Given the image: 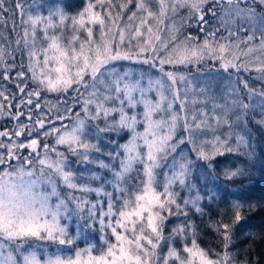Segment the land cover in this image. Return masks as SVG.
Segmentation results:
<instances>
[{
  "label": "snow or ice",
  "instance_id": "snow-or-ice-1",
  "mask_svg": "<svg viewBox=\"0 0 264 264\" xmlns=\"http://www.w3.org/2000/svg\"><path fill=\"white\" fill-rule=\"evenodd\" d=\"M0 121V264H249L235 226L264 196L205 223L198 161L264 129V0H0Z\"/></svg>",
  "mask_w": 264,
  "mask_h": 264
},
{
  "label": "trees",
  "instance_id": "trees-1",
  "mask_svg": "<svg viewBox=\"0 0 264 264\" xmlns=\"http://www.w3.org/2000/svg\"><path fill=\"white\" fill-rule=\"evenodd\" d=\"M75 4V3H74ZM69 10H74L73 6ZM81 4V3H80ZM76 6H79L76 3ZM253 134L257 139V148L251 156H243L235 153L226 154L217 157L214 160V174L216 177L224 176V165L231 164L233 170L243 169L247 175H240L232 180L223 178L227 189L235 194V199L243 201H257L264 196V129L257 125L250 126ZM227 200H220L217 208L209 206L205 208L206 215L203 217L205 223L209 220V216L213 220L223 219L224 222L232 223L234 216L233 210L225 206ZM247 209V204H245ZM245 219L235 226L236 235L240 238L234 251H238V259L240 261H248L249 264H264V208L259 206L256 210H245L243 212ZM197 223H200V217H196ZM248 234V235H246ZM214 239V233L210 229H205L202 233V246H208L209 241ZM251 251H248V249Z\"/></svg>",
  "mask_w": 264,
  "mask_h": 264
},
{
  "label": "rangeland",
  "instance_id": "rangeland-1",
  "mask_svg": "<svg viewBox=\"0 0 264 264\" xmlns=\"http://www.w3.org/2000/svg\"><path fill=\"white\" fill-rule=\"evenodd\" d=\"M62 2L65 4V6L67 8V11L72 12V13L78 11L85 4V0H62ZM76 3H78L79 6H76ZM71 4H74V6H73L74 10H72V11L69 10V7H71ZM188 32H192L193 35H197L195 29H186L185 30V34H187ZM200 35H201V39H202L203 36H202V34H200ZM216 63H217V67H218V62H216ZM124 64H125L126 67L130 66L128 64V62H124ZM207 69H208V65H206L205 68L202 71L207 72ZM212 75H213L212 83L216 86V94H217V97L219 98L221 95L225 94V92H226V90H227V88L229 86L228 85V81L226 79L227 74L226 73L216 74L215 71H213ZM243 75L245 76V78L249 79V82L251 84H253V86H255L257 88H259L261 86L260 82L255 81V80L252 79L256 75V73H254V72L245 73ZM233 80H235V76H233ZM206 82H207V78L205 76H197L196 79H194V81H193V87L196 88V89H199V87H201ZM208 109H209V111H211V105L210 104L208 105ZM217 113L221 114L219 109L217 110ZM257 118H259V117H257ZM233 119H234V117H233ZM0 123H4V122L0 121ZM252 125L253 124H249L248 128L244 129L243 127L236 126L234 124L233 129H232L233 133L239 132L241 134H244L246 132L247 133L246 138L249 139V145H248L247 148L244 147L243 145H241L238 148L237 151L232 152V153L243 155V156H251V155L254 154V151L257 148L256 147L257 146V142H256L257 139H256L255 135L253 134V132L251 130L250 126H252ZM8 126L10 127V125H8ZM228 132H229L228 126L224 125V124H221V126L215 127L214 131L206 130L205 131V135L200 137V139H212L213 135H219V136H221L223 138ZM126 138L127 137H125V139ZM121 142H123V141H121ZM231 144L233 146L235 145V135H233ZM105 147L108 150H111L112 145H108L107 142L105 141ZM191 147H192L191 144L187 145V147L185 148V152L187 154H189L193 159H195V153L189 152ZM217 157H220V156H217ZM101 158L106 159V157H101ZM70 159H75V158H70ZM214 162L215 161H212L213 164H214ZM207 163L208 162H205V161H198L199 165H203L204 169H206L207 172L212 174V175H210L207 178L206 181H201V185H200L201 188H202L201 194L207 196L208 190L211 189L212 192H214L216 194V199L213 202H211V203H209V201L207 199H205L204 201L201 202L202 205H206L207 206L206 209L209 206H212L213 209H214V208H217L219 206V204L221 203L220 200H224V201L227 200L226 203H225L226 204L225 206L230 208L231 204H232V201L235 199V194L232 193V191L228 190L226 185L224 184V182H222L223 178H225V177L222 176V175H220V177H216L215 174H214L213 169H208L207 168ZM75 167L84 168L85 166H83V165H75ZM86 167L95 169V165H88ZM225 168L233 170V168L231 167V164H228V163L224 165L223 169H225ZM212 176H215L216 179L213 180ZM74 226L75 225H73V227ZM92 242H95V241H92ZM80 246L81 247L84 246L83 241L80 242Z\"/></svg>",
  "mask_w": 264,
  "mask_h": 264
}]
</instances>
